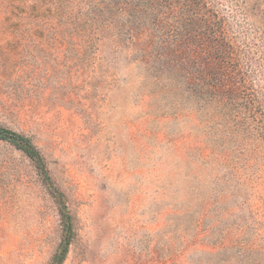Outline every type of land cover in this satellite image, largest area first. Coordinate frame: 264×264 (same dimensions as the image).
Returning <instances> with one entry per match:
<instances>
[{
    "label": "rangeland",
    "instance_id": "rangeland-1",
    "mask_svg": "<svg viewBox=\"0 0 264 264\" xmlns=\"http://www.w3.org/2000/svg\"><path fill=\"white\" fill-rule=\"evenodd\" d=\"M34 3L0 0V125L31 140L65 196L75 237L63 264H218L237 252L213 254L204 246L212 239L190 236L198 215L187 194L200 162L187 156L184 136L193 119L150 118L156 105H146L136 68L125 70L123 59L110 66L109 83L77 61L69 40H40ZM198 4L186 12L185 43L224 42L231 77L264 96V0ZM200 15L215 23L211 36L201 17L191 22ZM103 43L108 55L110 41ZM60 235L56 205L32 162L0 141V264H49Z\"/></svg>",
    "mask_w": 264,
    "mask_h": 264
},
{
    "label": "trees",
    "instance_id": "trees-1",
    "mask_svg": "<svg viewBox=\"0 0 264 264\" xmlns=\"http://www.w3.org/2000/svg\"><path fill=\"white\" fill-rule=\"evenodd\" d=\"M36 2L40 40H69L66 44H73L77 61H84L85 68L91 64L92 73H106L109 83L116 81L110 66L116 69L114 62L123 59L125 70L136 68L146 105H156L150 118L193 119L195 127L184 136L187 156L200 162L194 172L196 186L187 194L198 215L189 226L190 236L194 241L200 236L212 239L204 246L213 254L237 250L218 264L244 259L264 264V96L245 87L242 78L231 77L224 42L185 43L186 12L199 11L198 0H35L31 10ZM200 17L204 20L200 15L191 22ZM203 24L211 36L215 23L205 18ZM107 40L113 65L103 50ZM0 141L32 162L53 199L61 235L49 264H63L75 237L64 194L28 137L0 125ZM186 211V217L194 216L189 207ZM192 245L187 241L186 246Z\"/></svg>",
    "mask_w": 264,
    "mask_h": 264
}]
</instances>
